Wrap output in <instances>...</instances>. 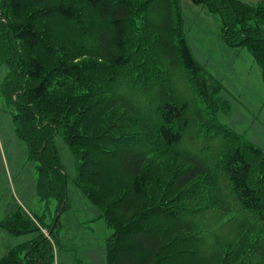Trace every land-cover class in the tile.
<instances>
[{
	"label": "trees",
	"instance_id": "trees-1",
	"mask_svg": "<svg viewBox=\"0 0 264 264\" xmlns=\"http://www.w3.org/2000/svg\"><path fill=\"white\" fill-rule=\"evenodd\" d=\"M191 1L219 15L224 43L248 49L264 85V0ZM0 64V95L50 215L7 213L0 228L35 235L0 264H54L72 207L57 135L75 186L111 229L106 264H245L264 252L258 237L231 246L214 234L221 219L264 227V152L219 120L230 104L192 54L180 0H0Z\"/></svg>",
	"mask_w": 264,
	"mask_h": 264
},
{
	"label": "rangeland",
	"instance_id": "rangeland-1",
	"mask_svg": "<svg viewBox=\"0 0 264 264\" xmlns=\"http://www.w3.org/2000/svg\"><path fill=\"white\" fill-rule=\"evenodd\" d=\"M243 1L255 4L261 0ZM180 5L184 33L195 60L223 85L220 95L230 104V112H220L219 120L243 133L264 152V85L260 66L246 47H230L224 43L217 13L191 0H180ZM6 71V66L0 64V82ZM179 78L180 74H176L177 82ZM178 87L183 94L191 95L185 79L178 83ZM13 110L0 95V221L17 208H23L35 216L41 215L47 221L50 219L49 212L35 192V161L28 158L25 145L15 134ZM55 141L68 177L67 194L72 206L60 215L61 247L58 245L56 250V264L58 255L59 264H106V239L111 234V229L99 217L98 209L75 186V162L70 150L61 136L57 135ZM170 162L169 156L160 161L163 163L159 165L162 176L168 173ZM43 213L45 214L42 215ZM244 217L250 219L248 214ZM215 221H211L210 225ZM233 225L234 223L221 219L218 224L220 228L214 234L222 242L230 240L231 246H236L238 238L244 237L249 247L258 237L257 246L261 243L264 249V241L258 235L259 230L264 227L257 223L254 225L256 232L252 233L249 232L250 229L242 232ZM242 233L243 236L240 237ZM33 236V233L10 235L0 228V258L5 255L8 247ZM230 247L221 250L222 254L229 251ZM249 253L245 264H264V252H258L259 255ZM228 264H239V261L233 260Z\"/></svg>",
	"mask_w": 264,
	"mask_h": 264
},
{
	"label": "crops",
	"instance_id": "crops-1",
	"mask_svg": "<svg viewBox=\"0 0 264 264\" xmlns=\"http://www.w3.org/2000/svg\"><path fill=\"white\" fill-rule=\"evenodd\" d=\"M61 232H62V229H61ZM61 232H60V238H61ZM8 233V232H7ZM34 235H35V233H34ZM32 238V237H31ZM30 238V239H31ZM27 240H29V239H27ZM24 241H26V240H24ZM20 243V242H19ZM17 244V243H16ZM15 245V244H14ZM59 247H61V242H60V244H59ZM57 250V249H56ZM56 250H55V252H54V256H55V260H54V264H56ZM7 252V251H6ZM6 254V253H5ZM57 262H58V264H59V255L57 256Z\"/></svg>",
	"mask_w": 264,
	"mask_h": 264
}]
</instances>
